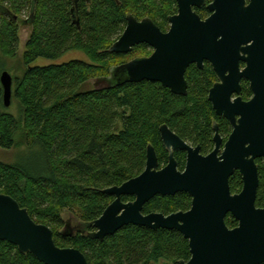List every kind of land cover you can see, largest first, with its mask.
<instances>
[{
	"label": "trees",
	"instance_id": "1",
	"mask_svg": "<svg viewBox=\"0 0 264 264\" xmlns=\"http://www.w3.org/2000/svg\"><path fill=\"white\" fill-rule=\"evenodd\" d=\"M73 4L74 0H0L2 57L15 58L16 21L26 9H30L28 22L32 26L20 75L12 77L11 100L17 103L18 115L3 106L0 86V149L22 148L35 153L30 164L0 162V194L14 199L36 224L49 227L57 247L79 250L88 264L187 262L188 243L175 230L129 225L98 240L90 236L94 229L87 226L112 201L103 190L120 186L143 171L147 145L155 149L160 166L166 163L160 125L166 124L203 151L210 148L214 114L206 100L210 84L206 74L189 70L186 96H174L146 81L110 89L94 87V81L108 77L113 68L102 63L122 57L108 49L122 34L126 16L148 18L163 29L168 16L176 13L175 0H77V11ZM70 9L79 27L72 23ZM204 12L198 11L201 16ZM71 51L84 53L91 62L31 66L37 59L55 62ZM4 70L0 61V74ZM221 130H226L225 122ZM178 165L182 170L183 161L178 159ZM258 179L255 205L264 208L262 167ZM229 188L231 194L240 192L238 173L229 179ZM190 203L185 193L154 197L142 213L184 212ZM64 214L69 217L66 221ZM225 223L230 229L237 226L230 216ZM67 224L72 230L64 232ZM0 264L42 263L0 242Z\"/></svg>",
	"mask_w": 264,
	"mask_h": 264
},
{
	"label": "water",
	"instance_id": "2",
	"mask_svg": "<svg viewBox=\"0 0 264 264\" xmlns=\"http://www.w3.org/2000/svg\"><path fill=\"white\" fill-rule=\"evenodd\" d=\"M175 3L177 14L168 18L170 30L166 34L148 18L138 21L132 15L126 16V26L108 52L128 54L135 46L145 44L154 53L111 68L108 77L94 81L95 88L149 81L160 83L175 95H184V72L189 64L203 57L224 59L230 51H239L242 43L264 44V31L258 28L257 20V14L264 8L259 11L258 7H245L244 0H212L206 6L210 16L201 20L193 8L204 6L205 0H175ZM71 17L72 23L79 27L72 10ZM262 23L264 19L263 26ZM259 72L261 75H249L254 97L247 103L240 99L230 102L232 89L227 81L210 93L209 101L217 116L232 124L235 116L240 117L220 157L218 147L202 157L198 148L190 149L166 126L160 127L163 145L169 151L167 165L157 170L154 149L148 146L142 173L102 191L114 200L98 219L87 225L95 230L90 236L103 240L129 225L153 231L175 230L187 241L190 253V259L179 264H264V208L255 205L259 185L255 159L261 158L264 166V70ZM0 86L3 106L9 108L12 77L7 71L0 74ZM176 151L187 152L183 172L177 170L173 158ZM235 171L240 174L242 188L231 194L229 179ZM178 193L191 198L189 210L168 216L142 215L143 206L155 196L172 197ZM122 197H132L133 201L123 203ZM227 216L236 221V227H227ZM71 230L68 225L64 232ZM0 242L13 245L20 254L31 255L42 264H88L79 250L57 247L49 227L36 224L26 209L3 194H0Z\"/></svg>",
	"mask_w": 264,
	"mask_h": 264
},
{
	"label": "flooded vegetation",
	"instance_id": "3",
	"mask_svg": "<svg viewBox=\"0 0 264 264\" xmlns=\"http://www.w3.org/2000/svg\"><path fill=\"white\" fill-rule=\"evenodd\" d=\"M211 1L212 0H205V5L204 6H202L200 8H193V11L199 16V18L201 20H205V19H207L210 16V13L207 11L206 6ZM244 2H245V7H249V6H251V7H258L260 9L259 11H261L264 8V3L258 4L257 2H254L252 0H244ZM72 8L75 11H77V0H74V4H73V7ZM71 9H70V11H71ZM203 10L205 12L201 16L200 13H198V11H203ZM176 14H177V6H176V13L173 14V15L168 16V18L171 17V16H174ZM257 15H258L257 16V20L259 22L258 23V28L259 29L261 28V32H263L264 31V24L262 23L263 24V26H262L261 25V21L264 19V11H261ZM168 18H167V23L168 24L163 29H161V28H159L157 26L160 29V31L162 33H164V34L168 33V31L170 30V23L168 21ZM75 19H76V21L78 20L77 18H75ZM138 21H140V20H138ZM118 38L115 41H117ZM143 46H146V48L149 50V54L148 55L141 56V57H134V58H132V59L126 61V62H122V63H120L118 65L113 66V67H118V66L123 65L125 63H128V62H130V61H132L134 59L148 58V57H150L154 53V49L152 47H150V46L145 45V44L137 45L135 47H138L139 48V47H143ZM135 47L128 54H117V55H122V57L123 56L124 57L125 56H128V55L132 54V52L135 49ZM258 56H259V59L260 58L262 59V57H264V44L261 43L260 45H255V42L250 41V42H247V43H244V44L242 43L239 46V51H237V52L236 51H230L228 53V56L226 54V56H225L224 59H221V58H219V59H217V58L210 59V58H207V57H203V58L200 59L199 62H194L192 64H189L187 66V68L185 69V72H184V82H185V94L184 95H175V94L171 93V91L168 88L163 87L158 82H149V81H146V82H149V83L158 84L160 87H162L163 89L168 90L169 93L172 94V95H174V96H186L187 91H188V80H187V76L188 75L187 74L189 73V70H191V69H194V71L195 70L198 71L199 74H206L205 75V78L210 81V84L206 88V100L210 104V107H211V109L213 111V114H214V118L210 122V128H211V144H210V148L208 150L203 151L201 149V147H200L199 144H193V143H191L189 141H185V140L181 139L166 124H162V125H160L158 127V132H159V136H160L161 145H162L164 151L166 152V156H167L166 163L164 165H161V166L159 165L156 151L152 147V145H150V144L147 145V147L148 146H151L154 149V152H155V155H156V158H157V164H158L157 170H161L162 168H164L167 165V163H168V157H169V151L163 145V142H162V139H161V134H160V131H159L160 127H162V126H166V128L172 134H174L175 136H177L190 149L194 150V149L198 148V154L200 156L207 157L208 155H210L211 153H213L214 151H216V148L217 147H218L217 157H220L221 156V154H222V152L224 150V146H225L226 142L228 141L229 137L231 136V134L234 131V125H237V121H238V119L240 117L239 116H235L234 117V124H232L228 119H226L224 117L217 116L215 110L213 109L212 103L209 101L210 93H211V91L213 89H215L218 86L222 85V81H225V82L227 81V82H230L229 84H231L230 86H231V89H232V92L230 94V102L231 103H233L234 100H236V99H240V101L241 102H244V103L249 102L254 97V92H253L252 87H251V81L249 79V75L250 74H258V75H261V73L259 71L260 70H264V68H263L264 67V59L261 61V59L260 60L258 59ZM248 61H249V63H248ZM248 64H250V65H248ZM249 67H250V69L247 72V70H248ZM233 68H236L235 71L233 70ZM103 78H105V77H103ZM236 82H237V84H236ZM233 84L236 85V87H237V90L236 91L233 90L234 89ZM222 122H225V124H226V130L225 131H222L221 130V124H222ZM147 147H146V149H147ZM173 158H174V160H175V162L177 164V170L179 172H183L184 171V168H185V165H186L187 152L186 151H176V152H173ZM178 159H180L181 161H183V169L182 170H179ZM254 162H255V165L257 167V170L259 169V167L264 168V166H263V160L261 158L255 159ZM234 173H238V175L240 176V174H239L238 171H235ZM109 197L112 198V201L114 200V197H112V196H109ZM155 197H162V196H155ZM122 198H121V200H122ZM126 198H128V201H125V202L122 201L123 203H128V202L133 201V198L132 197H126ZM142 210H143V208H142ZM180 212H182V211H180ZM141 213H142V211H141ZM149 214H161V213H157V212H151V213H148V214H143L142 213V215H144V216L145 215H149ZM171 214H173V213H171ZM163 216H168V215H163Z\"/></svg>",
	"mask_w": 264,
	"mask_h": 264
},
{
	"label": "rangeland",
	"instance_id": "4",
	"mask_svg": "<svg viewBox=\"0 0 264 264\" xmlns=\"http://www.w3.org/2000/svg\"><path fill=\"white\" fill-rule=\"evenodd\" d=\"M29 10L30 9H26V11L20 14V16L18 17L19 19H17L16 21L18 28V33H17L18 43L16 46L15 58L9 59V58H4L0 55V61L4 64L6 68V70L4 71H7L11 77H13V75H20L21 63H22L21 61L23 54L25 53V45L32 33V26L28 22L30 15ZM148 54H149V50L146 47H139L135 50V52H133L132 54L126 57H118L116 59L108 61L106 64L105 63L102 64L115 66L122 62H126L134 57L146 56ZM73 60L82 61L86 63L91 62V60L84 53L80 51H71L64 54L60 59H58L55 62L48 61L45 59H37L31 66L43 67L49 65L64 64ZM9 112L13 116L18 115V106L17 103L13 100H11ZM34 155H35L34 152L32 153L22 148H14L11 150L0 149V162L7 164H13V163L30 164L34 161L35 158ZM68 219H69L68 214H64L63 220L66 221Z\"/></svg>",
	"mask_w": 264,
	"mask_h": 264
}]
</instances>
